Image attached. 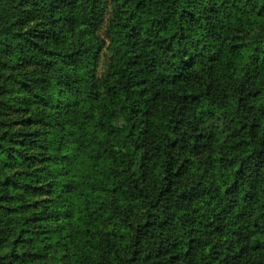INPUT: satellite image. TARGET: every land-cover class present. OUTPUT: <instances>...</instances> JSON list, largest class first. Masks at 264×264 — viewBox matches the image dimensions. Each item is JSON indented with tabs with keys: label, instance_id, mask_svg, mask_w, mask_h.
Wrapping results in <instances>:
<instances>
[{
	"label": "trees",
	"instance_id": "1",
	"mask_svg": "<svg viewBox=\"0 0 264 264\" xmlns=\"http://www.w3.org/2000/svg\"><path fill=\"white\" fill-rule=\"evenodd\" d=\"M0 264H264V0H0Z\"/></svg>",
	"mask_w": 264,
	"mask_h": 264
}]
</instances>
